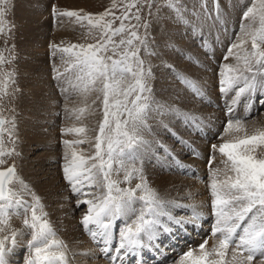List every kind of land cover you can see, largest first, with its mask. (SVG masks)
Instances as JSON below:
<instances>
[{"label": "rangeland", "instance_id": "1", "mask_svg": "<svg viewBox=\"0 0 264 264\" xmlns=\"http://www.w3.org/2000/svg\"><path fill=\"white\" fill-rule=\"evenodd\" d=\"M130 2L131 0H117L118 6L112 11L119 17L125 11V5ZM111 3L112 0H10L8 11L4 17L6 31L0 34V50L10 63H5L0 68V79H3L5 73L14 72L15 74L11 78L14 83H10L7 89L8 95L0 96V106L4 109L2 114L5 118L15 121L16 127L13 131L15 145L9 140L7 133L3 134V139L5 148L15 147L20 155L4 157L7 163L3 167L10 163L16 164L17 174L32 192L41 197L45 206L44 211L48 213L47 219L52 225H54V219L64 209L72 211L75 217L78 216L77 218L83 217L88 206L81 204L80 207H77L76 201L78 199H93V196L74 195L65 181L62 166L65 163L64 154L68 149L62 141L87 138L90 143L75 147L78 151L83 150L84 154L91 155L94 152V137L98 132L99 122L103 118L102 94L97 91L85 94L72 87L78 84L77 70L69 67L72 57L50 47L52 44L61 47L70 44H94L100 38V33L96 29L89 32L86 21L83 22L84 26L82 27L81 24L74 21V18L54 15L53 8L55 6L57 11L83 10L84 13L98 14L109 9ZM175 4V8H170L166 6L165 0H152L151 8H149L147 0H141V3L130 9V18L124 20L125 25H136L135 30L139 35L144 36L147 32V50L141 47L140 57L145 61V67L149 65L152 67L153 78L150 83L153 89L154 110L149 113L147 121L150 130L143 132L147 143L137 150L136 159L125 160L124 169H121L119 174H117V169L120 166L114 164L111 179L123 181L125 170L142 168L143 175L148 181L149 175L154 176L160 173L155 159H165L169 162L174 160V156H171L170 152L168 155L163 150L164 146L170 144L173 149L183 148L180 138L195 139L199 136L197 126H202L206 130L204 132L201 129L205 134L210 131V133L213 132V135L210 136L212 139L204 165L205 171L202 173L204 177L198 182L202 183L199 185L204 187L207 194L205 198L211 205L212 171L225 168V165L221 163L224 157L215 151L212 145H219L235 135L225 133V128L230 120H242L249 132L260 127V122L264 120V96L259 92V82L264 80V75L256 77L258 90L253 93V96L255 95L253 99L256 105L257 103L260 105L252 115H230L234 106L225 102L227 97L229 101L237 97V91L243 87L242 82L234 85L236 87L231 91H221V80L225 78L227 81V76L231 75L225 66L236 67L239 63L243 69V61L238 62L237 55L243 57L245 50L251 51V42L248 41L243 48L233 49L232 54H229L231 46L239 43L240 38L243 37L242 25L249 23L247 19H243L244 12L253 5L258 7L259 0H175ZM138 8L141 17L139 21L134 18ZM177 8L179 12L176 11ZM106 19H111V17H106ZM145 21L149 23L147 29L143 27ZM120 22L119 19L115 20L113 27H118ZM215 24H217V30ZM9 25L11 26L10 31L7 30ZM257 26L258 24L253 25V27ZM127 34L126 31L123 34L124 37ZM121 38L119 35L114 37L117 42ZM135 43L138 44V42ZM36 51L37 53H35ZM118 51H123V48L121 47ZM149 51L155 54L149 55ZM108 54L111 55V52ZM57 72L62 74L59 79L54 78ZM256 72L257 69L253 68V73ZM245 75L251 78L252 74L245 71ZM181 76L192 80L200 94L197 95L184 84ZM226 84L225 82L224 87L226 86L225 88L228 89V84ZM211 85L215 87V92L217 91L216 97L211 96L212 90L208 88ZM100 86L98 82L95 87L99 88ZM98 96L100 99H97ZM242 96L243 102L240 103V108L242 105H249L251 94L246 92ZM94 100L95 104L92 103ZM217 100L221 101L220 106L215 104L218 102ZM157 105L162 107H156ZM65 106H67V111ZM83 106H88L87 111L80 119H76V114L71 113L70 110ZM216 114L221 118V122L220 129L214 130V123L219 121L216 120V117L211 119V115ZM188 117L194 119H188ZM81 126L88 129L86 134L62 133L61 131L67 127ZM5 127L11 128V125H5ZM31 129L37 132L36 135L39 134L40 137L37 138L40 140L28 143L26 130ZM188 152L187 157H190V148ZM193 154L194 157L198 155L194 152ZM45 162H47L44 167L48 171L47 177H33L32 170L40 166L38 163ZM223 173L221 171L220 175ZM178 174H180L179 179L189 177L187 169L184 168L178 169ZM136 183H139V179L134 178L130 183H121L120 187H134ZM148 184H150L149 181ZM13 187L20 192L24 200L31 203L32 196L28 192L23 191L19 184L13 185ZM166 189L169 188L155 189L160 199H164L171 205L173 197L180 199V196L167 195ZM84 191L102 195L104 189L93 187L85 188ZM139 194L138 191L137 195ZM188 194L183 199L191 201L193 197ZM201 197L203 196L201 195ZM137 208L139 210L140 206ZM184 213L189 215L187 209L179 210L175 214L179 218ZM27 217L30 218V211L27 213ZM25 218L26 214L22 209L19 210L18 215L10 211L9 226L5 227L3 233H0V235H8L10 241L12 230L22 231L23 234L17 236V240L22 242V245L18 251L20 258L17 259L16 264H25L28 255L26 245L27 241L31 239V235L30 230L24 228ZM120 229V225L114 227L116 242L119 239ZM192 232L193 230H191ZM194 234L198 235V233ZM196 240L199 239H195L193 243ZM193 243L187 244L188 246L185 244L183 251L188 250L189 247L196 248L197 246H193ZM96 247L102 249L103 246L97 242ZM181 254L182 252L178 255L174 254L175 256L173 255L169 262L159 264H174L179 260ZM99 257L102 258V256ZM256 258L253 260V264H259L260 259Z\"/></svg>", "mask_w": 264, "mask_h": 264}, {"label": "snow or ice", "instance_id": "2", "mask_svg": "<svg viewBox=\"0 0 264 264\" xmlns=\"http://www.w3.org/2000/svg\"><path fill=\"white\" fill-rule=\"evenodd\" d=\"M139 3L141 0H131L119 17L112 11L118 6L117 0H112L110 8L98 14L84 13L83 10L57 11L55 6L53 8L54 15L74 18L82 27L86 21L89 32L96 29L100 33V38L94 44H70L64 47L50 45L51 48L72 57L69 67L77 70L78 81L73 87L85 94L97 91L103 97V118L94 137V152L86 155L83 150L78 151L75 147L90 143L87 138L62 141L68 149L64 154L62 171L71 192L77 196H93V199L76 201L77 207L81 204L88 206L81 223L94 241L102 238L105 245H110L114 221L130 212L134 213V205L137 202L141 204L136 219L131 224L126 223L120 230L116 255L111 257L112 260L120 258L122 250L126 256L141 246L147 247L145 239L154 241L158 237L157 226L160 225L159 217L162 215H167L169 220L181 228L184 224L199 227L198 222L203 218L202 213L195 210V205L187 206L193 209V215L188 220H178L163 212L164 202L156 190L149 186L142 168L125 170L123 181L111 179L113 165L119 164V174L124 169L125 160L136 159L137 150L147 143L143 132L150 130L147 121L149 113L154 110L150 83L153 78L152 67H145V61L140 57L141 47L147 50V32L141 36L135 30L136 25L124 23V20L130 18V9ZM147 3L151 8L152 0H147ZM9 4L10 0H0V34L6 31L4 17ZM165 4L170 8L176 7L175 0H165ZM176 11L179 12V9ZM139 12L138 8L134 17L137 21L141 19ZM117 19L121 22L118 27H113ZM243 19H247L249 23L242 25L243 37L239 43L231 46L229 54H232L233 49L243 48L248 41L251 42V51L245 50L243 57L237 55L238 62L243 61V69L239 63L236 67L225 66L231 74L227 76L229 88L243 81V87L237 91V98L246 92L254 93L258 83L257 75H264V0H259L258 7H249L244 12ZM256 24L258 26L253 27ZM143 27H149L148 21H145ZM7 30H11L10 25ZM126 31L128 34L124 37ZM118 35L122 38L117 42L114 37ZM121 47L123 51H118ZM148 54L155 53L149 51ZM5 63L10 61L0 50V68ZM253 65L257 68L256 73H253ZM245 71L252 74L251 78L245 75ZM14 74L5 73L3 79H0V96L8 95L7 89L10 83H14L11 79ZM61 75L57 72L54 78L59 79ZM181 79L197 95L200 94L192 80L183 76ZM98 82L101 85L99 88L95 87ZM225 82L224 79L221 80V91L228 90L224 87ZM259 83L261 94L264 95V80ZM92 103L95 104L96 101ZM87 108L88 106H83L71 109L70 112L76 114V119H80ZM65 110H68L67 106ZM3 111L0 106V233L9 226V212L13 211L18 215L22 209L26 214L24 228L30 230L31 235L26 245L28 255L25 264H68L65 251L67 245L57 238L55 229L47 219L48 213L44 211L41 197L32 192L17 174L15 163L3 167L7 163L4 157L20 155L15 147H4V133H7L9 140L15 145L13 131L16 125L14 119L5 118ZM9 124L11 128L5 127ZM61 131L86 134L88 129L84 126L67 127ZM225 133L235 135L219 145H212L224 157L221 163L225 165L223 170L212 171L210 183L211 206L215 217L211 229L214 243L208 247V239H205L196 248L189 247L174 264H252L257 255L260 256L259 264H264V127H256L249 132L243 121L236 119L228 122ZM209 163L211 165V160ZM221 171L224 172L223 179H220ZM134 178L139 179L134 187H120L121 183H130ZM16 184L32 196L31 203L24 200L13 187ZM93 187L103 188V194L84 191L85 188ZM29 211L30 218L27 217ZM90 225H94L95 229L90 228ZM164 231L172 230L165 228ZM22 234L21 230H12L10 241L8 235H0V264H8L6 257L17 246V236ZM101 251L107 253L109 248L105 247Z\"/></svg>", "mask_w": 264, "mask_h": 264}, {"label": "bare ground", "instance_id": "3", "mask_svg": "<svg viewBox=\"0 0 264 264\" xmlns=\"http://www.w3.org/2000/svg\"><path fill=\"white\" fill-rule=\"evenodd\" d=\"M227 18H229V17H227ZM214 26H215V29L217 30V24H215ZM218 32H219V30H218ZM41 46H42V44H41ZM35 53H37V51ZM35 53H33V54H35ZM32 66H34V65H32ZM253 68L257 69L255 65L253 66ZM33 77H35V76H33ZM35 79H36V77H35ZM224 80H225V78H224ZM241 82L243 83V81H241ZM226 83H227V81H226ZM30 84H29V87H30ZM234 87H236V86H232L230 88L228 87V90L231 91ZM208 88H210L212 90L211 96L214 95L216 97L217 91L215 92V90H214L215 87L213 85H211V86H208ZM257 88H258V86H257ZM257 88H256V91L258 90ZM37 89L39 90V88H37ZM259 92L261 93V88L259 89ZM250 94H251V96H250L249 105H242L241 108H240V103L243 102V96L242 95L239 96L238 100H237V97L236 98L234 97V99H232L230 101L228 100V97L226 98L225 102L229 105L234 106V110H232V114L230 113V115L248 116V115H252L255 112V110L257 109V107H259L260 104L257 103V105H256L255 100L253 99V97L255 95L253 96V93H251V92H250ZM219 103H221V101H218L215 104L219 105ZM237 110L240 112L242 111L241 112L242 115ZM215 117H216V120H218L219 122L216 124L214 123V125H213V127H215L214 130H216L217 128L220 127V122H221V118L219 116H217V114L211 115V119L215 118ZM197 125H198V123H197ZM260 127H264V120H262L260 122ZM197 128H198L199 136L195 137V139L184 140V139H181L179 137L180 140L183 142V148H177V149L174 148L173 149V147H171L172 145L170 146V144H167L165 146L163 145L164 146L163 150L168 155H169L168 152H170L171 156H174V160L172 162H169L165 159H155V163L158 164V170H160L161 174L159 173V174L154 175V176L149 175L150 177H148V179H149L148 181L150 183L149 186L151 188H155V189L160 188L161 189L164 187H168L169 189L165 190L167 192L166 193L167 195L176 196V197L180 196V199L173 197V204L172 205L167 203V201H165L164 199H161L164 202V206H163L162 211L167 213V214H170L175 219H178V220L190 219L193 215V209L191 207H187V206L188 205H195L196 206L195 210L199 213H202V215H203V218L198 222L199 227H196L193 224H184L183 228H181L179 225H177L173 221L169 220L167 215H162L159 217L160 225L157 226L158 237L154 241H147L145 239V242L148 245L147 247L141 246L139 249H136V250L128 253L126 256L123 254V250H122L121 254H120V258H118L116 260H112L111 257L116 255L115 248L118 246V243H119V241H118L119 239L116 242V235H114V227L116 228V226L120 225V227L122 229L123 227H125L126 223L131 224V222L136 219V216L139 215V210L137 207L140 206V208H141V204L139 202H137L134 205V208L136 209V211L134 213L130 212L127 215L121 216L120 218H118L117 220L114 221L113 227H112L113 239H112L110 245H105L102 238L94 241L91 238V236L89 235V233L85 230L83 224L81 223L82 216L80 218H77L78 216L75 217L73 215L72 211L70 212V211L64 209L62 212H60L57 215L56 219H54V222H53L54 225H52V226L57 233V238L63 240L65 242V244L67 245V248L65 251H66V254L68 257V264H159V263L169 262L172 259V256L174 254L178 255V254H180V252H182V253L185 252V251H183V249H184L183 246H184V244L187 243L185 241L189 237L192 238L191 241H195V239H199V240H196V242H194L192 244L193 246H195V245L198 246L205 239H208V247H211V245L214 243V238L211 236V229H212L211 225H213L212 223H214L215 218L212 215V213H213L212 208H211L212 206L210 204H208L210 202L208 201L207 198H205V197H207L206 191L204 190L203 186L199 185L200 182H198V180L200 181L204 177V174L202 176V173H204L203 171H205L204 165H205V161L207 160L209 144H210V141L212 139V137H210V136L213 135V132L210 133V131H209L210 134L207 133V134H209V135H207L204 133V132H206V130L203 129L202 126H197ZM204 128H205V126H204ZM201 129H203L204 132ZM31 130H29V131L26 130L28 143L33 142L34 140H40L37 138V137H40L39 134L36 135L37 132L33 129H31ZM160 145H162V144H160ZM188 145H190V146H188ZM189 148L191 149V156L187 157V155L189 153L188 152ZM193 152L195 154L198 153V155H196L194 157ZM199 153H200V155H199ZM46 163L47 162L38 163V165H40V166L38 168L33 169L31 175L33 177H37V178L39 176H40L39 178L47 177L48 171L44 168ZM182 168L187 169V173H188L189 177L186 179H183V178L179 179V177H178L180 175V174H178V169H182ZM38 171H40V172H38ZM176 172L178 175L174 174ZM220 176H221L220 179H223L224 173ZM200 184H202V183H200ZM188 193H191L190 195L193 197V199L191 201H186L183 199V197L187 196ZM190 195L188 194V196H190ZM201 195L203 197H201ZM168 205H171V207L170 206L168 207ZM182 209H187V213H189V215L184 213L183 216H181L179 218L176 217L175 213H178L179 210L182 211ZM177 216H178V214H177ZM89 227L95 229L94 225H90ZM165 228H169L172 231L171 232H165L164 231ZM191 230H194L192 232L193 236H191ZM194 233H199V234L196 235ZM177 239H179V240H177ZM17 241H18L17 246L14 248L13 252L10 253L6 257L8 264H16L17 259L20 258L18 256V254H19L18 251L20 250V246L22 245V242H20L19 240H17ZM97 242H99V243L101 242L100 244H102V246H103L102 249H104L105 247H108L109 251L107 253L101 251L100 248L96 247ZM172 242H174V243L171 244ZM93 247H94V249H93ZM99 252H101V253H99ZM85 253H87V254H85ZM230 255H231V253L229 252V258H230ZM245 255H247V253H245ZM99 256H102V258L100 259ZM150 258H155V260H152ZM10 259H11V261H10ZM256 259L259 260L260 256L257 255Z\"/></svg>", "mask_w": 264, "mask_h": 264}, {"label": "water", "instance_id": "4", "mask_svg": "<svg viewBox=\"0 0 264 264\" xmlns=\"http://www.w3.org/2000/svg\"><path fill=\"white\" fill-rule=\"evenodd\" d=\"M13 163H11V164H9L8 166H10V165H12ZM8 166H6V167H8ZM17 170V169H16Z\"/></svg>", "mask_w": 264, "mask_h": 264}]
</instances>
